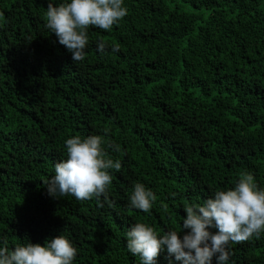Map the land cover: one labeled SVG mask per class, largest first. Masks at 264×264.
Here are the masks:
<instances>
[{
  "label": "trees",
  "instance_id": "trees-1",
  "mask_svg": "<svg viewBox=\"0 0 264 264\" xmlns=\"http://www.w3.org/2000/svg\"><path fill=\"white\" fill-rule=\"evenodd\" d=\"M49 2L69 0H0V246L64 235L72 264H142L134 224L182 239L187 204L241 172L264 189V0H124L111 30L89 27L80 62L46 27ZM77 135L121 162L102 207L45 186ZM136 183L157 197L148 213L131 207ZM228 249V264H264V232ZM157 264L180 262L165 247Z\"/></svg>",
  "mask_w": 264,
  "mask_h": 264
},
{
  "label": "clouds",
  "instance_id": "clouds-1",
  "mask_svg": "<svg viewBox=\"0 0 264 264\" xmlns=\"http://www.w3.org/2000/svg\"><path fill=\"white\" fill-rule=\"evenodd\" d=\"M124 0H69L54 6L48 3L46 27L71 54L74 62L85 59L88 29L94 26L111 30L127 15ZM100 42L98 52L105 53ZM119 46L113 45L112 52ZM104 137L79 135L65 141L66 159L55 164V175L45 186L48 194L71 195L77 200L100 197L107 200L106 192L112 182L110 169L119 170L121 162L108 157L103 147ZM120 151L119 145H109ZM156 195L144 184L136 183L130 196L131 207L148 213ZM182 232L168 231L158 236L146 223H136L127 232V250L138 255L142 264H157L160 252L166 247L170 257L180 264H228V245L248 241L264 232V189L258 187L250 172H241L234 189L216 191L213 198L202 204H187L184 208ZM77 249L64 235L47 240L43 246L28 243L13 250L7 240L0 246V264H72Z\"/></svg>",
  "mask_w": 264,
  "mask_h": 264
}]
</instances>
